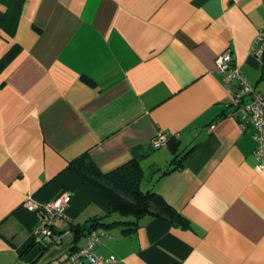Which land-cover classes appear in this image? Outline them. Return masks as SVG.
I'll use <instances>...</instances> for the list:
<instances>
[{
    "label": "crops",
    "instance_id": "1",
    "mask_svg": "<svg viewBox=\"0 0 264 264\" xmlns=\"http://www.w3.org/2000/svg\"><path fill=\"white\" fill-rule=\"evenodd\" d=\"M262 24L264 0H22L14 33L0 24V58L17 46L0 70V264H57L86 241L70 228L95 217L94 249L118 264H264V169L215 70L230 48L264 93L250 53ZM160 131L172 138L154 147ZM83 152L101 171L135 156L140 187L185 221L125 222L67 167ZM61 192L53 236L35 238L40 212L22 200Z\"/></svg>",
    "mask_w": 264,
    "mask_h": 264
},
{
    "label": "built area",
    "instance_id": "2",
    "mask_svg": "<svg viewBox=\"0 0 264 264\" xmlns=\"http://www.w3.org/2000/svg\"><path fill=\"white\" fill-rule=\"evenodd\" d=\"M250 53L254 55L259 68L264 74V24L256 30L253 37ZM215 70L230 96V108L225 114L234 117L240 128L244 129L250 125L253 128L252 137L254 139V156L257 171L264 169V93L254 89L250 81L241 72L237 65L232 63V52L230 48H225L215 58ZM210 128L213 124H210ZM167 134L160 131L152 139L154 147L162 146L167 142ZM70 200V195L61 192L50 200L37 202L30 195H27L21 205L30 211L40 212V221L32 229L35 238L40 236L51 237L52 223L64 213V209ZM104 230L100 227L91 230L83 246L71 251L57 264H118L119 260L110 255L102 256L95 251L94 247L99 242Z\"/></svg>",
    "mask_w": 264,
    "mask_h": 264
},
{
    "label": "trees",
    "instance_id": "3",
    "mask_svg": "<svg viewBox=\"0 0 264 264\" xmlns=\"http://www.w3.org/2000/svg\"><path fill=\"white\" fill-rule=\"evenodd\" d=\"M0 2L6 6L4 10H0V24L11 35L18 22L22 0H0ZM16 49L17 46H12L0 58V70L9 63L17 52ZM171 138L172 136L168 137L167 141ZM67 167L106 196L111 211L118 212L125 218V222H134L145 214L172 222L185 221V218L153 188L140 187L143 171L135 156L111 170L101 171L91 155L83 152L70 160ZM168 170L170 169L165 170L164 173ZM99 218L95 217L87 224L70 228L74 238L80 233L87 235L91 230L98 228L101 224ZM52 232L54 233L53 229Z\"/></svg>",
    "mask_w": 264,
    "mask_h": 264
},
{
    "label": "rangeland",
    "instance_id": "4",
    "mask_svg": "<svg viewBox=\"0 0 264 264\" xmlns=\"http://www.w3.org/2000/svg\"><path fill=\"white\" fill-rule=\"evenodd\" d=\"M141 188H142V189L145 188L143 184L141 185Z\"/></svg>",
    "mask_w": 264,
    "mask_h": 264
}]
</instances>
